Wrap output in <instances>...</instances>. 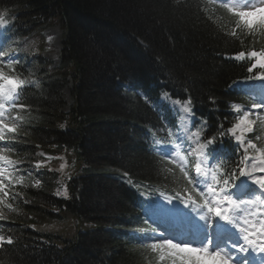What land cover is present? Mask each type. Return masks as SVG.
Listing matches in <instances>:
<instances>
[{
    "label": "trees",
    "instance_id": "16d2710c",
    "mask_svg": "<svg viewBox=\"0 0 264 264\" xmlns=\"http://www.w3.org/2000/svg\"><path fill=\"white\" fill-rule=\"evenodd\" d=\"M5 7L32 16L52 11L84 13L99 21L98 28L107 26L128 51L138 54L132 62L130 54L108 50V37L100 32L97 36L105 46L95 44V30L81 40L80 32L71 25L72 39L60 71L62 76L70 73L80 80L77 107L63 116L59 111L61 88L45 78L39 89L28 92L26 102L32 106L28 135L8 142L15 147L13 157L23 163L35 161L40 146L78 149L85 166L97 176L79 182L72 206L80 218L98 226L115 223L130 208L128 191L106 178L108 172L115 169L120 175L151 184L170 182L156 161L137 148V130L148 124L150 113L136 97L123 98L115 90V80L154 77L177 91H187L198 108H220L229 97L228 84L243 73L230 60L231 55L261 41L247 38L239 30L238 37L228 35L223 11L203 8L192 0H0V9ZM71 19L80 28L77 17ZM28 29L23 25L24 32ZM62 120L68 124L66 131H62ZM26 192L22 222H33L31 217L40 212L49 213L54 202L50 191ZM0 236L13 241L0 244V264H153L144 251L124 247L101 229L89 236L79 235L80 240L67 244L63 252L22 225L0 227Z\"/></svg>",
    "mask_w": 264,
    "mask_h": 264
},
{
    "label": "clouds",
    "instance_id": "9594fccd",
    "mask_svg": "<svg viewBox=\"0 0 264 264\" xmlns=\"http://www.w3.org/2000/svg\"><path fill=\"white\" fill-rule=\"evenodd\" d=\"M220 7L224 10L225 21L230 28L228 35L237 36L236 29L240 28V32L242 34H251L253 36L260 34L264 36V0H228L227 3L220 4ZM14 21L15 17L11 15V9H0V29L9 28L14 23ZM20 43L21 42L19 40H13L3 49H0V140L7 139L10 142L18 141V137L28 135L26 124L30 120V109L32 106L26 102L28 95L30 94L26 90L29 88V86H33L36 89L41 87L37 74L32 70L31 67L24 70L22 67L24 61L19 59L20 53L31 51L32 46L26 44L21 47ZM261 53L262 55L259 56V62L261 65H264V47L261 48ZM239 55L243 57L244 53L241 52ZM249 59H251V53H249ZM261 69H264V67ZM246 70L250 74L255 71V69L252 71H249L248 69ZM260 76H264V72H259L256 76H250L249 78L257 79V77ZM229 87L231 88V85ZM246 96L247 95L228 97L225 102L227 110L242 113L236 117V121L233 123L232 127L227 129V132L232 137L236 136L237 130L244 132L245 136V133L247 132L244 130L247 128L252 129V125L256 124L257 120L260 122L261 129H264V103H251V108L257 110L255 113H253L246 110L247 105L244 100V97ZM209 99L211 100V103H216V100L212 97H209ZM177 102L181 105V109L188 114L186 117H181V120L185 121V135L180 136V143L184 144L188 142L190 146L192 143H196V141L199 140L202 129L198 130L197 132L188 133V122L193 124V118L195 117L198 120H202L203 124L207 125L208 119L207 117H197L196 112L193 111V97L189 96L188 99L183 103L180 100H177ZM253 115L256 116V119H250V117ZM238 125L240 126L239 129H237ZM220 127H223V125H220ZM12 129H15L14 133H12ZM220 135L223 136V133H220ZM194 137L195 140L193 139ZM257 139H261V137H257ZM214 140V136L208 139L206 141L207 145L214 144ZM233 142L237 144L236 139H234ZM240 144L241 148L244 149L246 153L248 148H252L257 154L264 153V145H262L260 148H257L256 144L251 140L248 141L247 145H244L243 141L241 140ZM201 145L205 146L204 144H198L197 147L191 148L187 157L181 154L178 156L180 161L178 166L186 178L188 173L185 171V168L189 163L188 157L195 155L201 148ZM239 151L240 148H238L237 154H239ZM10 153H14L13 148H0V163L14 165L22 162L21 158H17L16 160L11 159L9 155ZM175 155L177 156L176 153ZM260 158L264 160V156H261ZM244 159H248L247 154L245 155ZM202 165L204 166L203 171H201ZM194 166L196 172L207 176L209 169L207 168L206 160H201L199 157H197L194 162ZM3 172L4 169L0 168V175H2ZM214 203H217L221 207L223 206L222 202L214 200ZM202 207H206L209 212L210 208L206 206V202L205 206ZM262 207H264V202H262ZM238 210V205H229L224 209V212L225 215H227L229 212H232L234 215ZM238 219L241 218L238 217ZM245 242L250 243L246 239ZM261 251L264 252V247H261ZM159 253V258L161 261L167 259L170 264H174V258L170 253L166 252L165 250H161ZM175 264H187V261L179 260L175 261ZM211 264H215V262H211Z\"/></svg>",
    "mask_w": 264,
    "mask_h": 264
},
{
    "label": "snow or ice",
    "instance_id": "6c2138e0",
    "mask_svg": "<svg viewBox=\"0 0 264 264\" xmlns=\"http://www.w3.org/2000/svg\"><path fill=\"white\" fill-rule=\"evenodd\" d=\"M213 2L215 3L216 0H213ZM227 2L228 0H219L220 4H224ZM236 30L241 31L240 28H237ZM241 52L244 53L243 57L239 55ZM249 53H251V59L254 60V63H251L250 66H247V69L249 71H252L253 69L255 70L261 69L262 67H264V65H261L259 62V56L262 55L261 49L258 51L257 50L247 51V53L245 51H240L234 56V59L238 61H243L245 60L246 56L247 58H249ZM257 79L264 80V76L257 77ZM173 103L179 104L177 100L174 101ZM239 127L240 126L238 125L237 129H239ZM11 131L12 133H14L15 129H12ZM244 131L250 133L252 132V129L247 128ZM237 132H239V135L236 134L235 139L237 140L238 148L242 149L240 141L242 140L244 145H247L248 141L245 142L244 132H241L239 130H237L236 133ZM172 134L173 133H169V135ZM6 140L7 139L0 141H6ZM177 141H180L179 136L177 137L176 141H172V143L176 145L174 151L178 157L180 154L179 151L180 144L177 143ZM157 143H159V141H157ZM204 147L205 146L201 145L199 151L202 152ZM0 148H5V149L13 148V144L4 143L3 145H0ZM250 150H252L253 152L252 155L249 154ZM246 154L248 155L247 160L244 159ZM261 156H264V153L257 154L252 148H248L246 153L245 150L243 149L242 153H240L239 164L237 165L238 171H229L227 173V176L220 174V168L224 166L226 163L231 161L219 160L217 162H212L206 157L203 160L207 161V168L208 169L211 168V171L207 173V176H204L199 172H196L198 176L201 177L199 182L202 183L203 185L202 188L199 187L200 192L203 193L204 189L206 188L207 193L210 194L206 199V206L210 208L209 212L214 213L215 216L218 217L219 219L226 221L227 223L232 224L234 227L238 228L239 233L242 234V239L244 241L246 239L248 242H250L248 243L249 245L257 244V243L264 245V227H261L259 229L255 227L256 224L264 225V213H257L255 211V209L257 208H262V202H264V160L260 158ZM4 165H9V164H4ZM36 166L40 167V164H37ZM203 169L204 166L202 167L201 171H203ZM246 169H250V170L246 171ZM257 172L259 173V175H254V173ZM209 177L211 183H209ZM240 178H246L253 185L257 186V188L259 189V193L247 199L237 200L233 198V196L230 195V192L235 186V183ZM188 182L196 186L198 183L196 179H188ZM230 183H231V190H229ZM217 184L219 185L218 188L213 186ZM0 193H3L4 196L8 195V193L5 191L4 183H0ZM189 199L191 200V197H189ZM214 200L218 202H222L223 206L221 207L217 203H214ZM0 203H3L2 199H0ZM193 203L195 202L193 201ZM229 205H233V206L238 205L239 210L234 215L232 212H229L227 215H225L224 209L227 208ZM203 206H205V204ZM238 217L241 219H238ZM253 237H255V239ZM5 242L8 245H11L13 243L10 237L5 241V237L0 236V244H4ZM151 248L157 252H160L161 250H165L166 252L170 253L171 256L174 258V264L175 261H179V260L187 261V264H209V262H215V264H221V262L222 264H228V260L225 259V257L222 256L221 252L219 251L210 254L207 252V250L203 248L180 247L178 244L172 243L171 240H164L163 243H159V244L153 243L151 245Z\"/></svg>",
    "mask_w": 264,
    "mask_h": 264
},
{
    "label": "rangeland",
    "instance_id": "374dc122",
    "mask_svg": "<svg viewBox=\"0 0 264 264\" xmlns=\"http://www.w3.org/2000/svg\"><path fill=\"white\" fill-rule=\"evenodd\" d=\"M75 13H77L76 16H77V21L79 23L80 28L76 27L77 23L74 20L72 22V26L75 28V30L77 29V31L80 32L79 36L81 40L82 39L84 40V38H87L86 36L95 30L94 31V33H96L95 40L97 41V42L93 41L95 44H98L99 42L102 43L101 40L97 36V34L100 32L101 35L103 34L106 37H108V41H106L107 45L105 46L102 43L103 46L107 47L108 50L112 52L119 51L124 56H126L127 54H130L132 62L136 61L138 54L136 52H134L135 53L134 54L133 52L131 53V51H128L127 48H125L118 39L114 38L111 30L107 26H100L101 28H98L97 24L99 23V21L93 20L91 17L85 15L84 13L81 14L78 11H75ZM91 26L93 27V29H91ZM61 33L62 32L57 28H48L44 32L46 42L42 48L41 56L42 58L51 62L52 67L57 66L59 62V54H60L61 40H62ZM84 52H85V55H87V48H85ZM61 101L64 104L63 110L66 111L68 109V106H70L72 103L69 87L63 89L62 94H61ZM236 134L239 135V132H237ZM52 233L57 234L60 237H65V238H68L71 236V231L56 230V231H53Z\"/></svg>",
    "mask_w": 264,
    "mask_h": 264
},
{
    "label": "bare ground",
    "instance_id": "6f19581e",
    "mask_svg": "<svg viewBox=\"0 0 264 264\" xmlns=\"http://www.w3.org/2000/svg\"><path fill=\"white\" fill-rule=\"evenodd\" d=\"M252 184V183H251ZM254 246H257V247H259V244L257 243V244H253Z\"/></svg>",
    "mask_w": 264,
    "mask_h": 264
}]
</instances>
